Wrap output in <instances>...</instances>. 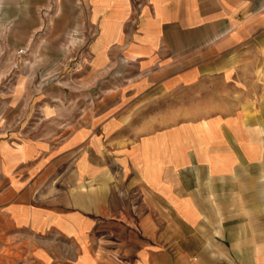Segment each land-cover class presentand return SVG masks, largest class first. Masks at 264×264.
I'll use <instances>...</instances> for the list:
<instances>
[{
    "label": "crops",
    "instance_id": "1",
    "mask_svg": "<svg viewBox=\"0 0 264 264\" xmlns=\"http://www.w3.org/2000/svg\"><path fill=\"white\" fill-rule=\"evenodd\" d=\"M25 13L41 21L11 22ZM18 28L29 45L33 31H93L80 76L120 79L89 117L36 131L30 103L0 107V216L39 237L42 260L68 249L74 264H264V0H0V50ZM211 77L232 100L197 117L161 111Z\"/></svg>",
    "mask_w": 264,
    "mask_h": 264
},
{
    "label": "rangeland",
    "instance_id": "2",
    "mask_svg": "<svg viewBox=\"0 0 264 264\" xmlns=\"http://www.w3.org/2000/svg\"><path fill=\"white\" fill-rule=\"evenodd\" d=\"M48 18L49 22H53L55 13H50ZM56 20L64 23L63 25L71 23L72 14H65ZM37 21H41L40 14L25 13L16 14L11 22L30 26ZM21 32L22 30L18 28L12 36L6 33L5 37L10 38L15 45L10 49L3 47L0 50V62L9 57L11 61L16 59L10 64V66L16 64L14 71L12 70L7 77H0L2 115L8 114L9 111L6 110L8 105L24 106L30 103L35 112L32 117L35 131L40 129L39 125L43 121L58 123L83 115L87 118L90 116L88 103L100 100L106 86L116 85L120 81L107 77L98 79L94 85L90 84L92 80L80 76L85 65H88V41L92 38L93 31L87 29L33 31L35 40L32 45L24 44ZM20 48H25L27 52L23 55L18 54ZM126 65L128 66L127 62L114 63L112 70H124ZM19 68L36 69L38 72L21 74L17 71ZM241 68L248 69L249 63H242ZM93 85L97 92L93 91ZM232 92L231 86L227 87L217 77L206 78L191 88L178 90L169 98L163 99L161 111L167 110L163 109L164 106H170L172 117H197L209 111L206 109L209 101L218 100L223 96L232 100ZM38 243L39 237L25 235L0 216V264H74L68 249H45L47 257L42 260L41 249H37Z\"/></svg>",
    "mask_w": 264,
    "mask_h": 264
},
{
    "label": "built area",
    "instance_id": "3",
    "mask_svg": "<svg viewBox=\"0 0 264 264\" xmlns=\"http://www.w3.org/2000/svg\"><path fill=\"white\" fill-rule=\"evenodd\" d=\"M27 52V50L25 49V48H20L19 50H18V54H20V55H23V54H25Z\"/></svg>",
    "mask_w": 264,
    "mask_h": 264
},
{
    "label": "bare ground",
    "instance_id": "4",
    "mask_svg": "<svg viewBox=\"0 0 264 264\" xmlns=\"http://www.w3.org/2000/svg\"><path fill=\"white\" fill-rule=\"evenodd\" d=\"M47 49V48H46Z\"/></svg>",
    "mask_w": 264,
    "mask_h": 264
}]
</instances>
